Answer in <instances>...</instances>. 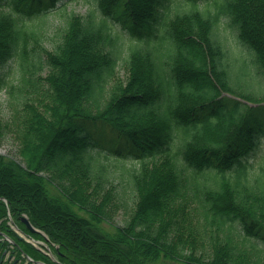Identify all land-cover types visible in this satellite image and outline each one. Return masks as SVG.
Listing matches in <instances>:
<instances>
[{"label":"trees","instance_id":"1","mask_svg":"<svg viewBox=\"0 0 264 264\" xmlns=\"http://www.w3.org/2000/svg\"><path fill=\"white\" fill-rule=\"evenodd\" d=\"M64 1L0 0V68L11 66L0 88L14 110L0 133L20 156L0 153V231L48 264H264V165L246 158L264 133V0H93L85 14L63 8L48 49L46 16ZM227 27L251 52L238 67ZM98 123L110 142L92 136ZM110 156L132 206L110 181ZM124 205L123 225L101 226ZM9 212L44 230L59 261L21 240Z\"/></svg>","mask_w":264,"mask_h":264},{"label":"rangeland","instance_id":"2","mask_svg":"<svg viewBox=\"0 0 264 264\" xmlns=\"http://www.w3.org/2000/svg\"><path fill=\"white\" fill-rule=\"evenodd\" d=\"M93 0H66L64 5H61L57 10H53V11H49V13L46 16V19L49 21L48 25L45 28V36L43 39V43L44 45L48 48L51 49L53 47V42H52V37H55V30L56 28L61 25L62 22V17H63V12H61L63 10V8H65L68 12H71V10H74L77 13H87L89 10H91L93 8ZM112 27L115 30V32H118L121 36V38L123 39V41L125 43H127V41L129 40L128 37L130 35L128 28H124L122 26L121 21L119 20H114L112 21ZM228 22V19L225 18L221 24L222 26L224 25L223 23ZM225 36L224 38V45L226 48V57H228V62L230 63V65H232V67H238L240 62H241V58L242 56H248L249 57V53H251L249 50H247L239 41L238 39V35L236 34V31H234L233 29H231L230 27H227L226 30L223 32V34ZM125 50V47H124ZM126 54V50L124 51ZM240 53L242 56H240ZM252 57V56H251ZM237 58V60H236ZM9 68H11L10 65H4V67L0 68V73L4 74L5 72H8ZM117 75L119 74L120 76L124 77L126 75L125 72V68L124 65L122 64V62H118L117 65ZM48 68H44L40 75L45 76L47 74ZM18 73H15V68L14 71H10L8 73V80H15L18 79ZM234 83L236 86H240L245 85L247 82L245 80V78H243L241 76V74L237 75L236 79L234 80ZM254 88H256L255 84L252 85ZM255 92L258 94H262L264 93V88L259 89L256 88ZM10 99H8V89L6 87L0 88V125L5 127V123L8 122L7 120L10 119V117L13 115V107L11 106V104L9 103ZM106 124L103 123H98L97 126V130L99 129L100 132H97L96 130L91 131L92 136L94 138H98V134H100V137L103 138V141H107L110 142V140H112L111 137V132L108 131L109 126H107L108 128L106 129L104 126ZM111 128V127H110ZM105 129V130H104ZM108 131V132H107ZM107 132V134H106ZM4 133V134H3ZM3 133H0V153L4 154V155H12L13 157H15L17 160H20V156L18 154V143L16 142V140L14 139V135L12 132H7L5 130V128L3 129ZM111 137V138H110ZM110 138V139H109ZM249 162L254 166V169H258L259 166L261 164L264 163V133H261L257 139V146L253 148V150L249 151V153L247 154ZM108 165H109V178L111 183H121V185L119 186V193L120 194H124L122 200L127 201V204H130V206H132L133 200H134V194L130 193L131 191L133 192V188L132 186L129 184L128 182V177L127 175H124L123 173V168H122V164L123 161H116L115 158L113 156L110 157L109 160H107ZM125 165L127 167H129L130 164L133 163H138V161L133 160V161H129L126 160L125 161ZM253 169V170H254ZM110 187L109 184H106L105 189H108ZM103 192V190L101 191ZM115 201H117L118 203H120L119 201V197H117L115 199ZM129 206H123L120 207L118 210H116L113 213V220L111 221V224L103 222L101 226H103L104 228L113 231L114 227L116 225H123L125 220L128 217L127 211ZM263 244V243H262ZM167 264H178L176 262H170L166 261ZM158 264H166L164 261H159Z\"/></svg>","mask_w":264,"mask_h":264},{"label":"water","instance_id":"3","mask_svg":"<svg viewBox=\"0 0 264 264\" xmlns=\"http://www.w3.org/2000/svg\"><path fill=\"white\" fill-rule=\"evenodd\" d=\"M22 220L26 223L27 227H28L31 231H36V229L34 228L32 222H31L27 217H24ZM43 264H44V263H43Z\"/></svg>","mask_w":264,"mask_h":264}]
</instances>
